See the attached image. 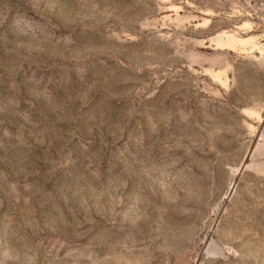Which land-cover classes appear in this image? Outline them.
<instances>
[{"label": "rangeland", "instance_id": "374dc122", "mask_svg": "<svg viewBox=\"0 0 264 264\" xmlns=\"http://www.w3.org/2000/svg\"><path fill=\"white\" fill-rule=\"evenodd\" d=\"M0 264H264V0H0Z\"/></svg>", "mask_w": 264, "mask_h": 264}]
</instances>
